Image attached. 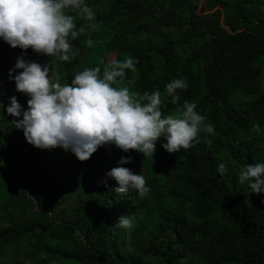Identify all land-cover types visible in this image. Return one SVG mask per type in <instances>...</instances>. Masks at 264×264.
<instances>
[{"label":"trees","instance_id":"obj_1","mask_svg":"<svg viewBox=\"0 0 264 264\" xmlns=\"http://www.w3.org/2000/svg\"><path fill=\"white\" fill-rule=\"evenodd\" d=\"M85 2L95 27L75 17L86 31L71 41L69 61L0 40V264H264V193L238 180L244 164L264 162V0H203L199 12L200 0ZM22 53L50 63L61 84L86 67L102 72L133 56L136 73L126 70L113 86L128 87L135 100L159 90L162 115L196 101L214 134L202 131L177 153L161 146V136L153 157L108 145L79 161L60 147L35 148L6 112L11 95L27 106L9 79ZM180 76L188 87L172 103L165 85ZM253 123L261 133L250 131ZM121 156L145 176L144 197L117 193L106 178ZM130 213L131 229L115 226Z\"/></svg>","mask_w":264,"mask_h":264},{"label":"clouds","instance_id":"obj_2","mask_svg":"<svg viewBox=\"0 0 264 264\" xmlns=\"http://www.w3.org/2000/svg\"><path fill=\"white\" fill-rule=\"evenodd\" d=\"M76 16L82 17L87 27H95V13L85 0H0V40L13 48H31L53 60L69 61L75 55L71 41L86 31L84 24L76 25ZM86 43L91 46L94 41L89 36ZM137 62L129 55L111 61L102 72L99 66L86 67L74 74L70 84H61L50 75V63L27 60L22 53L14 69L9 70V79L14 80L16 91L28 97L27 106L11 95L6 112L14 117L11 123L23 131L30 145L41 150L60 147L79 161H86L98 147L108 145L153 157L161 136V146L168 153H177L198 142L202 131L214 134V125L196 110V101L185 99L178 114L162 115L159 90L145 91L135 100L128 87L113 86L126 80V70L135 74ZM132 82L127 79V83ZM187 87L185 77H176L166 83L165 93L176 103V90ZM0 108L5 105L0 103ZM250 131L261 133V125L253 123ZM131 159L121 156L106 172V178L114 181L115 192L133 189L144 197L150 191L145 176L124 166ZM216 170L223 175L225 163L221 161ZM238 180L247 184L249 193H264V162L244 164ZM31 198L35 204L36 198ZM115 226L131 229L133 214L121 216Z\"/></svg>","mask_w":264,"mask_h":264},{"label":"rangeland","instance_id":"obj_3","mask_svg":"<svg viewBox=\"0 0 264 264\" xmlns=\"http://www.w3.org/2000/svg\"><path fill=\"white\" fill-rule=\"evenodd\" d=\"M202 2H203V0H200V2H199V3L196 5V7H195V10H196L197 12H199ZM72 201H73V199H71V200L69 201V204H71Z\"/></svg>","mask_w":264,"mask_h":264}]
</instances>
